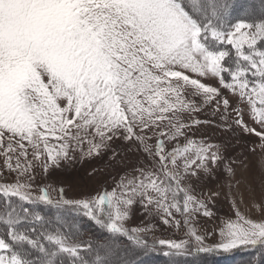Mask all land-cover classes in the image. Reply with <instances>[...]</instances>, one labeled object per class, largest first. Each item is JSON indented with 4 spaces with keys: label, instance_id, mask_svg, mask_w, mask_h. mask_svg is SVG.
<instances>
[{
    "label": "snow or ice",
    "instance_id": "1",
    "mask_svg": "<svg viewBox=\"0 0 264 264\" xmlns=\"http://www.w3.org/2000/svg\"><path fill=\"white\" fill-rule=\"evenodd\" d=\"M256 12L252 0H0V151L16 174L0 182V264H140L158 247L181 256L190 245L247 251L241 264H264V198L252 200L255 218L233 196L234 218L208 230L198 217L215 218L209 203L220 193L192 185L221 166L235 176L219 145L195 138L193 127L209 121L192 113L211 105L224 130L255 135L264 149V3L249 19ZM113 139L143 157L139 177L79 199L51 184L33 192L37 163L51 175L75 151L98 155ZM256 165L264 173V155ZM136 203L165 225L183 224L188 239L150 243L152 228L125 227ZM79 217L106 238L80 239Z\"/></svg>",
    "mask_w": 264,
    "mask_h": 264
},
{
    "label": "rangeland",
    "instance_id": "2",
    "mask_svg": "<svg viewBox=\"0 0 264 264\" xmlns=\"http://www.w3.org/2000/svg\"><path fill=\"white\" fill-rule=\"evenodd\" d=\"M257 10L264 0H254ZM216 84V80L211 81ZM223 90V89H222ZM235 103L237 98L229 91H225ZM244 119L251 124L248 119L249 108L245 107ZM187 118V113L185 114ZM192 117L201 121H209V123H201L194 126L192 131L196 134V139H203L206 143H214L219 145L220 153L226 158L231 159L235 167V176L229 177L225 174L224 169L217 167L213 172H199L200 179L193 180L192 185L197 194L210 195L211 192H219L220 195L214 198L209 207L215 213V218L208 219L198 217L201 228L208 230L220 227L221 220L227 217L235 216L232 205L233 196L237 199L239 210L255 218L259 217V213L252 209V200L260 201L264 198V173H262L256 165L257 159L264 155V149L259 147L260 141L255 135L246 134L236 128L234 132L224 130L221 124L219 114L213 115V106H207L197 113H192ZM229 115L232 120L235 119L234 113L231 111ZM233 127L235 125L233 124ZM256 148V152L250 149ZM87 145H85V149ZM119 153L118 158L113 159L112 151ZM215 150V149H213ZM73 159L60 162V167L52 172L51 175L44 173L39 163L33 169L35 174L33 192L39 194L38 188L46 184H51L53 188L58 189L63 186L67 194V198L79 199L84 196H96L102 194L103 191H112L116 188L121 180L139 177V168L144 164V159L139 153L131 152L127 145L120 139H113L110 148L102 151L98 155L82 156L79 150L72 153ZM0 170L4 172V180L0 182H11L14 180L15 173L9 174L4 161L3 152L0 151ZM242 178V179H241ZM236 179H241V183L237 186ZM232 188L229 190V183ZM250 185V186H249ZM117 191H119L117 189ZM239 193L243 194V200H240ZM53 198H58L57 193H52ZM151 208V206H149ZM251 210V211H250ZM177 218H179V215ZM154 226V227H152ZM125 227L131 229L133 227H150L151 231L147 233V239L151 243L154 240H187L186 227L181 224L180 227L173 225H165L159 216H150L148 211L143 209L139 203L132 206L130 219L125 222ZM217 236L211 237L208 243H215ZM194 244V242H193ZM163 252L168 251L167 248H157ZM235 255H232V254ZM233 253H196L190 245L188 254L181 256H166L160 264H232L236 260H242L243 251L236 250ZM142 255V254H141ZM158 262L146 260L144 264H157Z\"/></svg>",
    "mask_w": 264,
    "mask_h": 264
},
{
    "label": "trees",
    "instance_id": "3",
    "mask_svg": "<svg viewBox=\"0 0 264 264\" xmlns=\"http://www.w3.org/2000/svg\"><path fill=\"white\" fill-rule=\"evenodd\" d=\"M238 3H247L248 0H237ZM252 2L254 3L255 1L252 0ZM235 15V13H234ZM261 15L259 10H257L256 15L254 17H249V19H260ZM262 46H264V44H262ZM250 79H255L253 77L250 76ZM39 210L42 211L45 215L47 216H51L54 213V209H52L51 207H46L43 205L39 206ZM78 219H80L82 221V225H83V229H84V235L80 238L82 240H86V241H92L93 243H95L97 240H103L106 238L107 233L105 230L100 229L98 226H96L94 224V222L89 221L87 218L84 217H79ZM120 243L124 244V245H130L131 242L127 240L126 237H119ZM243 255H247V257L243 256L242 260H246L251 253L247 252V251H243L242 253ZM232 255H235L234 253ZM237 256V255H235ZM164 258H170V257H166V255L163 254V252H161L160 250H157L155 252L149 251L146 255L142 254L140 256V264H144V262L146 260L148 261H154V262H158L157 264H160L159 262H161ZM242 260H236V262L232 263V264H241ZM165 264V263H162Z\"/></svg>",
    "mask_w": 264,
    "mask_h": 264
}]
</instances>
